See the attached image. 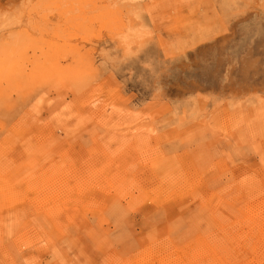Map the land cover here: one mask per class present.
<instances>
[{"label":"rangeland","instance_id":"rangeland-1","mask_svg":"<svg viewBox=\"0 0 264 264\" xmlns=\"http://www.w3.org/2000/svg\"><path fill=\"white\" fill-rule=\"evenodd\" d=\"M249 209L264 0H0V264H156Z\"/></svg>","mask_w":264,"mask_h":264},{"label":"bare ground","instance_id":"bare-ground-1","mask_svg":"<svg viewBox=\"0 0 264 264\" xmlns=\"http://www.w3.org/2000/svg\"><path fill=\"white\" fill-rule=\"evenodd\" d=\"M208 205L210 202H207ZM249 213V215L243 213L246 215V222L250 224V231L245 233L242 241L232 231L229 237L223 236V239L212 238L211 235L207 238L202 237L197 243L195 241L174 247L175 252L171 251L165 259L160 257L156 264H253V260L263 254L261 246L264 245V210L249 209ZM212 216L220 222L218 216L222 217V214L219 212L214 216L212 211ZM240 219H243L242 213ZM212 223L216 224L215 221ZM225 224H228L227 221ZM201 236L202 234L199 238ZM9 264L19 262L12 258Z\"/></svg>","mask_w":264,"mask_h":264}]
</instances>
